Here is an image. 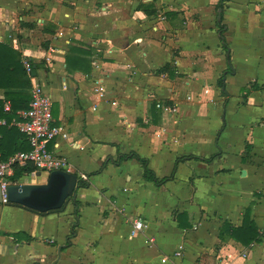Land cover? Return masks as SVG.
Returning a JSON list of instances; mask_svg holds the SVG:
<instances>
[{"label":"crops","instance_id":"1","mask_svg":"<svg viewBox=\"0 0 264 264\" xmlns=\"http://www.w3.org/2000/svg\"><path fill=\"white\" fill-rule=\"evenodd\" d=\"M220 3L0 0V41L34 61L32 85L69 134L49 148L90 183L60 213L0 205V264H264V0ZM71 47L93 51L83 70L68 68ZM131 152L158 178L198 159L162 187L136 160L95 174ZM248 209L259 241L221 239Z\"/></svg>","mask_w":264,"mask_h":264},{"label":"trees","instance_id":"2","mask_svg":"<svg viewBox=\"0 0 264 264\" xmlns=\"http://www.w3.org/2000/svg\"><path fill=\"white\" fill-rule=\"evenodd\" d=\"M225 1L227 0H221V3L218 5L219 9H223V4ZM151 5L152 4L141 3L139 9L146 11L150 16L155 15L157 12L156 8ZM220 15L222 17V13ZM219 33L224 48L228 52L229 69L231 70V58L229 54V48L227 47L224 38L225 28L221 23L219 24ZM92 56H94L93 51H85L79 47H71L69 54L67 52L66 55V64L68 68L71 67L72 64L73 65L72 67H74L75 70H79V69L83 70L86 62L91 63V60L88 61L87 57L91 58ZM24 59L26 58L23 56V54L20 51L14 49L13 46L0 41V91H4V97L3 99H0V109L3 110L5 103H10L11 112L2 113V117L7 119L8 122H11L14 119H18L17 113L19 111H24L29 109L30 103L32 101V97L30 93L33 86L31 80L32 78L26 71L24 65ZM28 60L31 63L33 69L35 70L36 67L34 61L32 59H28ZM170 68L171 65L167 64L164 68L159 70V73L165 71L168 72L169 71L168 69ZM218 85L222 89V94L225 97H228L226 84H225V76H223L218 81ZM244 91L248 93L250 90H244ZM158 105L160 104L154 103V107L156 106L158 107ZM0 134L2 136L1 152H2L3 160H8L10 157L14 156L18 152H27L30 150V145L26 136L20 133V131L17 128L0 127ZM195 159L198 158L194 156L179 157L176 161V166L174 168L173 173L168 177L158 178L155 172L152 169H150L149 160L142 158L136 152H131L130 154L127 155H119L116 160H114L113 158H108V160L105 163H103L100 170L95 174L102 173L106 169L109 163L119 166L125 161L136 160L144 168V179L146 181L154 183L157 187H162L166 185L168 182L175 180L177 168L180 163H185ZM34 171L35 168L33 166H28V167L15 166L14 174L9 179L10 183L12 185H17L21 183L26 175H30ZM89 184H90L89 181L79 178L77 190L81 188H88ZM76 192H75V196H76ZM72 200L73 199L71 198L68 200V202ZM11 206L23 208L27 211L37 213L18 205H11ZM65 207L66 205L62 209L50 212L49 214L60 213L64 211ZM45 214H41V215H45ZM250 217H251L250 209H248L242 226L236 228L228 223H225L220 233L221 239H225L226 237L232 238L247 246L255 242H258L260 239L259 230ZM76 218H78V208L76 210ZM77 226H78L77 223L73 225L72 233L67 239L65 248H68L71 245V239L74 238L76 235L75 229Z\"/></svg>","mask_w":264,"mask_h":264},{"label":"built area","instance_id":"3","mask_svg":"<svg viewBox=\"0 0 264 264\" xmlns=\"http://www.w3.org/2000/svg\"><path fill=\"white\" fill-rule=\"evenodd\" d=\"M24 65L27 73L32 78L33 67L28 59H24ZM32 101L29 109L19 111L18 119L8 122L2 117V113H10V103H5L3 110L0 109V127H15L20 133L24 134L29 142L30 150L27 152H18L8 160H3L1 152L0 134V188L2 195V204L8 205V187L10 177L14 174L15 166L28 167L33 166L35 171L26 175L22 182L36 181L40 177L47 179L53 171L70 172L69 162L56 152L50 150L49 143L56 142L60 137L68 138L63 126L56 123L53 116V100L47 95L40 86H32L30 91ZM83 180H88L86 175H81ZM146 223L142 218L136 219L132 223V236L142 232ZM182 257L183 249L177 254ZM223 264V263H218Z\"/></svg>","mask_w":264,"mask_h":264},{"label":"water","instance_id":"4","mask_svg":"<svg viewBox=\"0 0 264 264\" xmlns=\"http://www.w3.org/2000/svg\"><path fill=\"white\" fill-rule=\"evenodd\" d=\"M78 181L79 177L75 173L53 171L44 183L32 181L10 185L8 205H18L40 214L60 210L69 199H74ZM0 205H2L1 188Z\"/></svg>","mask_w":264,"mask_h":264},{"label":"rangeland","instance_id":"5","mask_svg":"<svg viewBox=\"0 0 264 264\" xmlns=\"http://www.w3.org/2000/svg\"><path fill=\"white\" fill-rule=\"evenodd\" d=\"M46 180H47V179H45V177H43V178L40 177V178H38V179L36 180V182H37V183H44V182H46Z\"/></svg>","mask_w":264,"mask_h":264}]
</instances>
